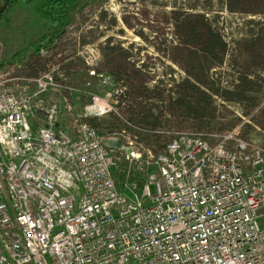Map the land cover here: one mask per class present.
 <instances>
[{
    "label": "built area",
    "instance_id": "built-area-1",
    "mask_svg": "<svg viewBox=\"0 0 264 264\" xmlns=\"http://www.w3.org/2000/svg\"><path fill=\"white\" fill-rule=\"evenodd\" d=\"M3 54L0 42V264H264L261 148L181 132L154 154L131 122L132 137L110 133L126 144L87 121L69 133L50 99L77 89ZM93 96L86 119L112 110Z\"/></svg>",
    "mask_w": 264,
    "mask_h": 264
},
{
    "label": "rangeland",
    "instance_id": "rangeland-1",
    "mask_svg": "<svg viewBox=\"0 0 264 264\" xmlns=\"http://www.w3.org/2000/svg\"><path fill=\"white\" fill-rule=\"evenodd\" d=\"M45 1L0 0L5 66L33 61L32 75L54 68L67 85L72 74L90 70L110 75L112 81L105 97L93 96L109 100L112 110L94 118H85L92 94L83 85L77 92L51 97L66 131L75 132L81 121H87L102 135L132 137L136 130L126 122L136 124V110L147 105L156 106L154 113L161 114L155 128L160 134L142 133L139 142L154 154L181 132L217 143L237 131L264 151V0H80L62 22L43 20L37 13ZM179 15L195 22L204 16L220 33L227 44L223 65L217 66L216 58H205L200 37H185L178 31ZM49 40L52 45L44 48L48 54H37L35 45ZM86 51L95 60L91 68ZM246 77L252 82L246 84L250 93L245 100L228 102L213 96L204 119L170 114L168 89L184 79L207 81L217 90ZM159 92L164 101L156 96ZM110 136L127 143L123 136ZM120 155L124 164L125 153Z\"/></svg>",
    "mask_w": 264,
    "mask_h": 264
},
{
    "label": "trees",
    "instance_id": "trees-1",
    "mask_svg": "<svg viewBox=\"0 0 264 264\" xmlns=\"http://www.w3.org/2000/svg\"><path fill=\"white\" fill-rule=\"evenodd\" d=\"M80 0H47L44 4L37 8V13L43 20H50L54 22H62L66 17V12L70 7L75 6ZM236 2L238 0H235ZM182 15L176 18L177 29L185 37H200V40L204 43L203 55L205 58H216L218 60L217 66L224 64V58L227 54V44L223 40L220 33L207 24L205 17L200 21H187L182 19ZM192 18V17H191ZM53 41L49 40L48 44L38 43L35 45V51L38 54L41 49L51 46ZM192 45V44H189ZM5 62V60H4ZM211 66L208 67V70ZM110 75H92L89 71H82L69 76L68 83L74 88L84 86L90 94L105 97L110 91L111 87ZM248 77L239 78L236 84H232L228 87L220 86L217 90H214L207 81L194 82L190 79H184L178 83L175 87L168 89L167 98L170 99L169 111L171 115L177 116H191L204 119L209 114L207 113L212 107V97L217 96L224 101L234 102L245 100L250 93V89L246 84L251 83ZM163 93H158L156 96L161 101ZM143 104V102L141 103ZM142 105L139 104L138 107ZM153 108V109H151ZM147 108L144 105V109L137 111L135 114V121L137 127L146 134H152L157 136L160 134L155 128L159 125L160 115L154 113L152 106Z\"/></svg>",
    "mask_w": 264,
    "mask_h": 264
},
{
    "label": "water",
    "instance_id": "water-1",
    "mask_svg": "<svg viewBox=\"0 0 264 264\" xmlns=\"http://www.w3.org/2000/svg\"><path fill=\"white\" fill-rule=\"evenodd\" d=\"M108 144L110 146L117 147V148H120L122 146V142H120V141H116V142L109 141Z\"/></svg>",
    "mask_w": 264,
    "mask_h": 264
}]
</instances>
